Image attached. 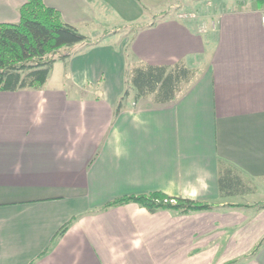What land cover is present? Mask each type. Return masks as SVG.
<instances>
[{"label":"crops","instance_id":"obj_1","mask_svg":"<svg viewBox=\"0 0 264 264\" xmlns=\"http://www.w3.org/2000/svg\"><path fill=\"white\" fill-rule=\"evenodd\" d=\"M26 1L0 0V22H18ZM44 1L76 27L118 6ZM165 11L130 41L70 47L41 88L0 91V264H264V0L222 7L204 33ZM128 42L142 61H185L195 75L174 100L131 95L116 114ZM220 159L251 192L221 196ZM156 190L216 205L101 209Z\"/></svg>","mask_w":264,"mask_h":264},{"label":"trees","instance_id":"obj_2","mask_svg":"<svg viewBox=\"0 0 264 264\" xmlns=\"http://www.w3.org/2000/svg\"><path fill=\"white\" fill-rule=\"evenodd\" d=\"M18 22H0V91H16L27 88H41L48 80L54 64L67 61L72 52L70 47L87 43L99 44L113 33L106 32L88 41L87 35L62 19L60 11L44 0H27L19 9ZM165 13V12H164ZM151 25V24H149ZM142 23L133 24L139 30ZM125 46L126 69L125 88L118 98L115 113L124 107L129 96L135 102L151 96L155 102L174 100L195 75V69L185 61L173 65H156L142 61ZM241 170L225 160H219V189L221 196L251 192L252 187L242 178ZM134 202L150 211L167 209L176 213H190L209 210L216 203L184 197H172L163 191H150L117 197L101 209H107ZM264 207V203L262 204ZM76 218L71 219L57 233L62 236ZM263 241L256 244L250 255L256 253ZM234 261H230L232 263Z\"/></svg>","mask_w":264,"mask_h":264},{"label":"rangeland","instance_id":"obj_3","mask_svg":"<svg viewBox=\"0 0 264 264\" xmlns=\"http://www.w3.org/2000/svg\"><path fill=\"white\" fill-rule=\"evenodd\" d=\"M118 4L117 7L112 3L109 12L101 13L100 19L92 21L93 23H81L77 25L78 30L87 35L89 42L98 38L101 34L111 32L113 34L106 36L102 40L106 44L114 43L116 40L130 41L137 31V28L129 24L144 23L146 20H156L162 16L161 11L166 10L163 14L166 17L178 18L182 20L194 19L199 25L201 32H205V26L216 22V17L220 9L226 6H237L240 0H112ZM146 2H155L154 5ZM170 2H172L170 4ZM158 3V4H157ZM124 5L129 7V12H125ZM119 6L123 7V11ZM139 16L132 22L126 21L127 18ZM120 26V27H119ZM98 31V34H94ZM118 44V43H117ZM114 46V45H113ZM116 47V46H115ZM201 66L202 62L194 63ZM191 67V66H190ZM194 68V67H192ZM198 69V68H197ZM264 192H259L256 196H263Z\"/></svg>","mask_w":264,"mask_h":264},{"label":"built area","instance_id":"obj_4","mask_svg":"<svg viewBox=\"0 0 264 264\" xmlns=\"http://www.w3.org/2000/svg\"><path fill=\"white\" fill-rule=\"evenodd\" d=\"M261 18H262V23L264 24V12L262 13Z\"/></svg>","mask_w":264,"mask_h":264}]
</instances>
